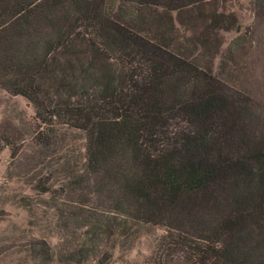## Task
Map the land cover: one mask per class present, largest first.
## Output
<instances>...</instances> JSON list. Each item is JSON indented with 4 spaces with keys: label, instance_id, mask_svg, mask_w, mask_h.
<instances>
[{
    "label": "trees",
    "instance_id": "trees-1",
    "mask_svg": "<svg viewBox=\"0 0 264 264\" xmlns=\"http://www.w3.org/2000/svg\"><path fill=\"white\" fill-rule=\"evenodd\" d=\"M213 1L0 0V89L48 129L40 216L26 206L46 234L0 256L110 264L149 238L124 264H264V89L212 73L233 22ZM248 3L264 47V0ZM55 126L81 147L57 148Z\"/></svg>",
    "mask_w": 264,
    "mask_h": 264
},
{
    "label": "rangeland",
    "instance_id": "rangeland-1",
    "mask_svg": "<svg viewBox=\"0 0 264 264\" xmlns=\"http://www.w3.org/2000/svg\"><path fill=\"white\" fill-rule=\"evenodd\" d=\"M248 1H213L215 10L232 16L233 22L228 31H218V45L213 53L208 55V66L213 74L225 78L227 68L222 71L220 65L222 66L223 62L226 66L238 65L235 75H238L239 79L253 88L260 86V89H264V47L256 42V24ZM172 16L178 27L175 13H172ZM236 38L241 41L238 46L233 44ZM47 133L48 129L35 118L32 105L24 97L0 89V245L5 240H17L22 235L27 237L29 234H46L41 231L40 226L31 223L36 222V219L27 211L26 206L29 203L35 204L34 212L40 216L42 206L37 204L38 198H44L46 195L39 192L38 182L45 180L48 167L47 158L43 159L37 151L39 147L36 138L47 136ZM54 133L57 148L66 144L69 148L79 149L83 143L81 132L73 128L55 126ZM55 153L59 155L62 150ZM50 240L51 243L54 242L53 238ZM144 240L143 244L123 255L122 259L119 252L114 251L110 264H124L123 259L139 258V253L145 251V243L149 242V238ZM20 256L22 253L6 252L0 256V264L14 263ZM52 264L62 263L54 260ZM79 264L94 262L88 260Z\"/></svg>",
    "mask_w": 264,
    "mask_h": 264
}]
</instances>
